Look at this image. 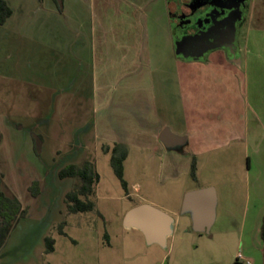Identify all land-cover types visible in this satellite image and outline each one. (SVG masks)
Listing matches in <instances>:
<instances>
[{"label":"crops","instance_id":"0c3cea01","mask_svg":"<svg viewBox=\"0 0 264 264\" xmlns=\"http://www.w3.org/2000/svg\"><path fill=\"white\" fill-rule=\"evenodd\" d=\"M33 1L39 4H36L35 10H43L41 0ZM48 1L53 4L52 0ZM164 5H167L165 0H63L62 11L54 9L52 12L56 15L55 20L60 16L68 24L71 47L69 52L63 51V55L68 56L73 65L68 68L70 74L61 65L60 70L51 75L52 79L46 71L51 67L43 65L37 69L40 79L36 82L41 97L37 98L36 115L41 121L32 124L34 133L43 136L51 133L55 140V133L51 131L52 119L43 115L44 112L53 106L51 115H54L58 103L78 102L80 95L74 87L87 81L89 91L86 96L92 107L91 122L86 127L89 137L75 146L70 141L64 151L55 149L58 159L66 157L55 167V176L59 180L68 179L69 184L74 182L71 187L64 186L61 192L67 208L65 194L79 181L76 177L60 178L58 170L71 163L91 160L98 174L93 194L89 197L94 207L85 212L66 213L102 214L96 201L110 196L102 186L95 152L99 150L107 154L110 165V151L104 152L102 147L111 148L114 143H121L127 150L123 161L126 189L116 177L122 188V195L118 197L130 199L121 212V222L129 208L145 202L172 216V232L178 223L189 228L194 214L192 208L184 204V195L188 191L210 186L214 188L215 204L222 199L217 210L220 218L216 221L218 214L214 212L212 222L217 224L216 231L229 230L235 227L229 218V197H237L245 189L264 199V0H248L245 5L247 30L234 59L222 50L210 52L205 59L177 57L168 9ZM159 13L165 24L164 29L156 33L149 28L152 27L153 17L159 16ZM28 35L24 32L22 38L26 55ZM61 71L62 74L59 73ZM79 77L82 78L80 83ZM25 80L23 84L26 86L35 85L27 75ZM25 95L32 96L27 88ZM1 126L0 119V146L8 142L5 128ZM165 128L182 137L180 144L170 147L163 144L160 136ZM12 129L11 141L16 151L11 154V161L15 166L24 167V172L23 176L13 174L12 183L10 179L6 182V190L4 174L0 170L2 188L23 206L22 199L33 196L28 191L31 178L36 175L31 176L30 165H37L34 138L27 134L24 138L28 151L26 155L29 154L26 158L22 154L26 152L21 146L23 139H15L20 131ZM45 143L46 139L41 147ZM251 151L255 154L258 169L253 186L249 187L251 165L245 162ZM131 152L136 172L133 176L129 168L126 169ZM233 154L236 159L230 167V174L218 178L211 175L204 177L203 170L210 166L213 169L216 158ZM192 157L195 158V177L190 174ZM39 166L42 171V165ZM27 176L29 179L25 178ZM37 177L42 180L41 174ZM35 192H40L39 187ZM260 213L264 215V206ZM260 227L261 224L259 232ZM131 230L138 234V240L146 248L155 250V253L167 246L169 237L166 246L161 247L155 243L146 244L139 230ZM106 235L109 241L107 232Z\"/></svg>","mask_w":264,"mask_h":264},{"label":"rangeland","instance_id":"374dc122","mask_svg":"<svg viewBox=\"0 0 264 264\" xmlns=\"http://www.w3.org/2000/svg\"><path fill=\"white\" fill-rule=\"evenodd\" d=\"M8 1L13 14L6 23L0 25V114L3 115L0 119L1 127L5 128L8 136V142L5 141L0 146V170L4 174L6 190V182L10 179L12 183L13 174L23 176L24 167L15 166L11 161V154L16 151L11 141L10 130L13 128L14 131H20L15 139L21 137L24 141L26 134L34 138V160L37 165L30 164L31 176L41 174L42 182L36 175L31 178L28 192L33 196L22 199L25 213L16 220L0 250V264H245L236 260L238 252L252 264H264L259 232L263 216L260 209L264 206V199L255 197L252 190L249 193L243 189L237 197L228 198L231 209L229 218L232 225H235L232 229L216 231L217 224L212 222L208 229L198 231L194 229L193 221L189 228L178 223L168 238L167 246L155 253V250L146 248L138 240L136 232L123 226L121 212L128 206L130 199L118 197L122 195L120 183L109 165L108 155L99 150H96L95 157L102 186L110 196L96 201L102 214L66 213L68 210L64 206L61 192L64 186H72L74 182L69 184L68 179L56 178L55 167L64 162L66 157L58 159L59 154L55 149L61 148L64 151L70 141L75 146L89 137L86 131L92 117L91 102L86 96L89 85L85 81L79 87H74L80 95L78 102L58 103L54 115H51L53 106L46 109L43 115L52 119L51 131L55 133L56 139L53 140L51 133L44 136L40 134L39 139L32 125L40 120L36 115L39 105L37 98L41 97L36 82L40 79L37 69L43 65L51 67V70L46 71L52 79L51 75L64 65V70L70 74L68 68L73 63L68 56L63 55L71 47L70 31L67 30L68 24L60 16L55 20L56 15L52 11L58 10L54 3V6H50L53 4L48 0H41L43 10H35L37 3L33 0ZM165 1V8H171L168 3L173 0ZM164 24L159 13V16L153 17V24L149 29L157 33L164 29ZM236 27L238 45L242 46L247 30L245 15ZM24 32L29 33L28 55L23 51ZM63 36H67L66 39ZM238 50L232 54L233 57L238 55ZM59 73L62 74L63 71ZM26 75L27 78L31 77V82L35 85L23 84L28 80H25ZM81 79L79 77V83ZM26 88L32 94L31 98L25 95ZM45 139L46 143L41 147ZM87 145L89 146L88 142ZM21 146L26 151L22 154L27 158L29 154L26 155L28 151L25 141ZM254 155L251 151L245 162L251 165L249 187L253 186L252 181L258 169ZM235 159V154L216 158L213 169L210 166L203 170L204 177L211 175L218 178L230 174V167L235 164ZM127 167L133 176L136 172L132 152L126 169ZM25 178L29 179L28 176ZM36 187H39V193L34 191ZM221 200L214 206V212L218 214L216 221L220 218L217 210ZM106 232L109 234V241L104 237ZM45 236L54 238L52 252H45Z\"/></svg>","mask_w":264,"mask_h":264},{"label":"water","instance_id":"95a60500","mask_svg":"<svg viewBox=\"0 0 264 264\" xmlns=\"http://www.w3.org/2000/svg\"><path fill=\"white\" fill-rule=\"evenodd\" d=\"M226 1L231 2L232 0H224V2ZM210 2L211 0L202 1V3ZM245 5L246 0L232 1V7L230 8L228 15L225 17V20H228V22H220L218 25L220 28L224 25L227 26L226 33L229 39L227 43H216L214 45H210L198 53L187 52L186 48L191 46L193 40L197 37L193 35L180 40L176 44L175 53L177 55H181L182 57L195 56L201 58L205 51L219 46H229L230 51L233 52L236 49V45L233 44L236 30L235 23L244 17ZM216 6L220 8L223 7L220 4ZM160 138L163 144L167 147L180 144L182 141V137L175 135L168 128H165L162 131ZM184 204L193 210L194 215L192 221L194 229L203 231L210 227L214 216L215 204V192L213 187H202L186 192L184 195ZM122 224L125 228L139 230L143 234L146 244L155 243L161 247H165L167 237H169L172 233L173 218L162 209L142 202L129 208L124 213Z\"/></svg>","mask_w":264,"mask_h":264},{"label":"trees","instance_id":"16d2710c","mask_svg":"<svg viewBox=\"0 0 264 264\" xmlns=\"http://www.w3.org/2000/svg\"><path fill=\"white\" fill-rule=\"evenodd\" d=\"M52 1L58 12H61L63 0ZM11 14L12 8L7 1L0 0V25H3ZM38 138L40 139V135H38ZM102 150L104 152L110 151V165L122 187L126 189V182L123 178V161L127 154L125 146L121 143H114L111 148L103 146ZM190 174L192 177H195L194 157H192L191 161ZM58 176L60 178L76 177L79 181L77 186L70 189L65 194L68 212H85L93 209L94 203L89 197L93 194V187L98 181V174L95 170L94 163L91 160L85 159L80 163L68 164L58 170ZM2 182V173L0 172V249L4 245L16 220L22 217L25 213L21 203L17 199L6 194L2 188ZM104 237L108 240L106 233L104 234ZM260 238L263 245L264 256V215L260 227ZM44 245L45 252H52L54 250V238L51 236H45Z\"/></svg>","mask_w":264,"mask_h":264},{"label":"flooded vegetation","instance_id":"af4514ba","mask_svg":"<svg viewBox=\"0 0 264 264\" xmlns=\"http://www.w3.org/2000/svg\"><path fill=\"white\" fill-rule=\"evenodd\" d=\"M203 0H173L169 1L168 9L171 35L173 41L174 51L176 44L188 37V36H197L191 46L186 48L187 52L198 53L204 50L210 45L216 43H227L228 36L226 33L227 26L218 27L219 23H226L228 20H225L226 16L231 6V2H224V0H211L210 3H202ZM202 3V4H201ZM222 5L220 8L216 5ZM246 7V6H245ZM212 21V22H209ZM240 21V20H239ZM237 21L235 23V37L233 44L236 45V49L231 52L229 46H219L215 48L208 49L203 53L201 58L191 56V57H182L181 55L176 56L186 60H197L205 59L207 55L215 50L224 51L230 59H234L232 56L234 52L238 50V41H237ZM214 22V23H213ZM215 24V25H214ZM3 247V246H2Z\"/></svg>","mask_w":264,"mask_h":264},{"label":"built area","instance_id":"2783aa9c","mask_svg":"<svg viewBox=\"0 0 264 264\" xmlns=\"http://www.w3.org/2000/svg\"><path fill=\"white\" fill-rule=\"evenodd\" d=\"M236 260L243 261L245 264H252L251 261L248 259H245L244 256L240 252L236 254Z\"/></svg>","mask_w":264,"mask_h":264}]
</instances>
